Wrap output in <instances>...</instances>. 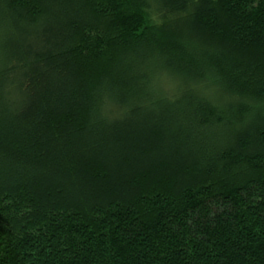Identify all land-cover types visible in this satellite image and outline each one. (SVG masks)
I'll use <instances>...</instances> for the list:
<instances>
[{
    "label": "trees",
    "instance_id": "1",
    "mask_svg": "<svg viewBox=\"0 0 264 264\" xmlns=\"http://www.w3.org/2000/svg\"><path fill=\"white\" fill-rule=\"evenodd\" d=\"M0 264H264V0H0Z\"/></svg>",
    "mask_w": 264,
    "mask_h": 264
},
{
    "label": "rangeland",
    "instance_id": "2",
    "mask_svg": "<svg viewBox=\"0 0 264 264\" xmlns=\"http://www.w3.org/2000/svg\"><path fill=\"white\" fill-rule=\"evenodd\" d=\"M161 80H160V83H161V85H163V88L165 89V90H169L168 88H170V86H167V80H166V78L165 77H159Z\"/></svg>",
    "mask_w": 264,
    "mask_h": 264
}]
</instances>
